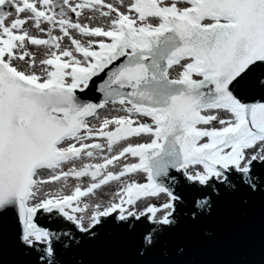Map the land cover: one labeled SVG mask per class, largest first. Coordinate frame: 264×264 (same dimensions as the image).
<instances>
[{
	"label": "snow or ice",
	"instance_id": "6c2138e0",
	"mask_svg": "<svg viewBox=\"0 0 264 264\" xmlns=\"http://www.w3.org/2000/svg\"><path fill=\"white\" fill-rule=\"evenodd\" d=\"M225 205L264 211V0H0V264H150Z\"/></svg>",
	"mask_w": 264,
	"mask_h": 264
},
{
	"label": "water",
	"instance_id": "95a60500",
	"mask_svg": "<svg viewBox=\"0 0 264 264\" xmlns=\"http://www.w3.org/2000/svg\"><path fill=\"white\" fill-rule=\"evenodd\" d=\"M204 231L170 239L157 248L150 264H264V211L259 206L240 210L225 205ZM177 241L186 248L177 257ZM167 251L168 255H163ZM91 264H132V250L113 245L86 253Z\"/></svg>",
	"mask_w": 264,
	"mask_h": 264
},
{
	"label": "rangeland",
	"instance_id": "374dc122",
	"mask_svg": "<svg viewBox=\"0 0 264 264\" xmlns=\"http://www.w3.org/2000/svg\"><path fill=\"white\" fill-rule=\"evenodd\" d=\"M116 190V186H105L102 190H98V197L108 198Z\"/></svg>",
	"mask_w": 264,
	"mask_h": 264
}]
</instances>
